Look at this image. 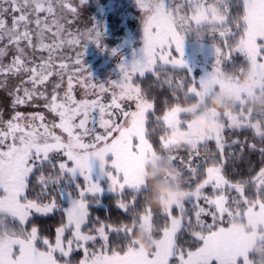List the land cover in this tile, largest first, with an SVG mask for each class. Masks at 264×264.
I'll use <instances>...</instances> for the list:
<instances>
[{"label": "snow or ice", "instance_id": "6c2138e0", "mask_svg": "<svg viewBox=\"0 0 264 264\" xmlns=\"http://www.w3.org/2000/svg\"><path fill=\"white\" fill-rule=\"evenodd\" d=\"M136 2L143 19L142 59L121 63V78L108 81L110 86L105 87L104 83H91L93 78L83 61L85 42L91 40L100 46L103 29L92 24L87 33L79 36L68 32L61 21L70 23L66 19L67 14L73 17L79 15L78 6H74L71 0H0V42L7 41L0 47V89H8L10 80L16 81L9 92L13 96L14 108L25 105L40 107L39 102L42 101L43 108L54 117L45 123L43 113L14 111L7 121L0 120L3 125L0 127V264H71L66 258L74 247L84 253L79 264H241V261L242 264H253L250 252L239 247L237 237L229 226V220L237 216L256 218L258 230L252 237L264 243V167L250 179L233 183L224 175L223 163L226 146L223 118H227L230 129H253L264 144V120L252 122L253 114L264 117V112L248 108L244 97L253 93L242 89L237 78L224 80L218 75L224 70L225 61L239 51L246 56L245 64H250L258 74L255 91L264 92V0H241L242 14L236 15L230 12L231 0H214L213 3L185 0L193 10L191 16L181 14L184 4H177L175 0ZM85 4L86 0H79V6ZM193 22L198 34L206 30L225 38L223 47L228 52L213 44L216 56L213 70L199 82L191 78L190 86H186L181 78L175 84V91H183L185 102L203 98L218 89L231 90L237 95V108L236 111L213 109L220 121L213 133L177 144L169 140L165 133L170 125H189L181 108L184 102H179L174 91L177 102L169 106L162 117H156L155 124L159 128L149 129V114L154 105L146 98L144 90L133 83V77L155 73L157 68L166 70L168 66L173 69L184 66L185 33L192 30ZM237 36L239 38L235 39ZM81 37H86L83 43ZM229 37L234 39V44L228 43ZM46 39L51 42L45 43ZM65 45L74 50L72 56L62 54ZM10 48L13 49L12 59L4 64L2 59ZM77 48L80 50L77 51ZM45 52L46 56L43 55ZM173 52L179 55L174 56ZM164 83L172 87L174 82L169 77ZM77 86L83 89L85 98H76ZM109 91L111 100L105 103L103 97ZM90 95L95 98H88ZM120 117L123 118L122 123L119 122ZM90 123L92 127L88 126ZM97 124L102 132L97 131ZM57 129L61 134H57ZM156 132L160 133L161 148L173 164L177 159L172 154L174 149L182 146L189 149L187 161L181 159L188 175L179 170L185 198L176 206L161 210L170 221L165 222L162 228L154 223V214L148 203L143 211H135L138 197L147 190V186L141 185L138 180L137 171L149 154L158 152L149 139ZM86 137H91L90 142H85ZM212 140L219 150L221 163L207 166L204 178L195 184L194 189L185 188V184L191 185L200 175V165L193 164V156L199 157L200 146H206ZM232 144L241 145L242 155L244 142L234 140ZM247 147L250 151H259L264 159V146L258 148L253 143ZM61 154L66 159L60 160L57 170L52 157ZM108 154L112 159H105ZM209 155L214 154L206 150L205 163ZM90 157L99 160L102 170L106 164L111 166L106 175L114 193L123 197L126 190L131 191V200H117L118 208L125 214L132 209L130 220L156 226L158 241L152 251H145L131 239L135 223L129 225L127 221L114 226L99 217H91L89 197L100 193L101 186L90 176ZM45 164L50 165L55 174L45 176L42 171ZM37 170H41L38 177L40 191L36 193V198L30 199V177ZM77 171L84 183L75 185L77 194L72 198L71 206L62 212L65 219L55 230L54 242L39 236L36 226L27 227L30 217L33 213L48 215L60 210L56 197L61 181H71ZM248 185L254 186L255 198L245 196ZM208 186L213 193L219 194L206 195L204 189ZM226 190L238 193L239 199L232 198L235 208L229 206ZM49 195L51 199L43 202L41 198ZM200 200L214 210L208 212L201 206ZM186 202L192 204L195 224L188 216ZM174 207L179 210L178 216L173 215ZM206 214L211 216V223L202 219ZM186 226L198 246L185 249L178 244V235ZM66 233L70 235L66 236ZM110 233L121 235L125 241L123 246L111 247ZM98 240L101 241L100 250L89 251V243L95 245ZM57 253L65 259L61 261ZM260 255L259 264H264V249H261Z\"/></svg>", "mask_w": 264, "mask_h": 264}, {"label": "trees", "instance_id": "16d2710c", "mask_svg": "<svg viewBox=\"0 0 264 264\" xmlns=\"http://www.w3.org/2000/svg\"><path fill=\"white\" fill-rule=\"evenodd\" d=\"M235 57V54H234ZM170 71V70H169ZM157 72V73H156ZM155 73H146L145 76L141 77L139 75H135L133 77V83L139 85L142 90L145 92V96L147 99H149L153 105V110L150 111L149 114V123L147 127L149 129H152L153 127L159 128V125L155 124L156 117H162L163 113L167 111L168 107L172 104L176 103L177 100L174 98V91H175V85L172 87H169L167 83H164V81L170 77V74L161 73L159 68H157ZM172 76L175 78V83H178V80H181V78L184 79V83L186 86H190L191 84V78L189 77V74L184 69L179 70H171ZM194 76H198L200 73L199 68H195L193 71ZM171 76V77H172ZM159 77V78H157ZM112 78L109 77L104 84L108 85L105 87H109L108 81ZM96 82V81H93ZM97 83V82H96ZM111 91L104 94L103 102H105V98L108 100L109 103L111 100ZM92 96V95H90ZM175 96L179 97V102H184V93L183 91H175ZM80 98V97H79ZM85 98V97H83ZM90 98V97H88ZM95 96H92L90 99H94ZM105 102V103H107ZM126 109L128 108L127 102H124ZM134 107V106H133ZM131 110V109H128ZM35 111V110H34ZM34 113V112H33ZM35 113H43L44 115L47 112H42L39 110H36ZM122 117H120L119 121L122 123ZM257 120H264V117L257 116L253 114L252 122L255 123ZM223 121L226 125L225 131L223 133L224 141H225V149H224V175L226 178H228L231 182L235 183L237 181H240L242 179H250L251 177L255 176L261 167H264V159L261 158V154L259 151H250L248 149V145L255 143L257 147L264 146V144L261 143L260 138L255 135V132L251 128H244V129H230L227 127L228 120L227 118H223ZM48 123V122H47ZM91 125V124H90ZM99 126V125H98ZM96 126V127H98ZM160 133L156 132L155 135H152L149 137L150 142L153 144L154 148L163 154H167L165 150H163L159 143V137ZM66 138V134H65ZM90 137H86L85 141L89 140ZM239 140L244 142V152L241 155L240 153V144H232V141ZM228 145H231L229 147ZM207 150L208 153L214 154L209 155L207 158V161L205 163V151ZM200 152L201 155L199 157L193 156V164H199L200 165V175L197 179H194L191 183V185L185 184V188L191 187L192 189L195 188V184L199 182V180H202L204 178L205 174V168L207 166H211L213 163H221V156L219 153V150L217 149L216 143L214 140L209 141L207 145H201L200 146ZM229 153H233V155L229 156ZM173 155L177 157V159L174 162L175 167L178 170H184V175L187 176L188 173L185 169L184 164L181 163V159H183L185 162L188 159L189 156V149L186 146H182L180 148H176L173 150ZM237 157H240L237 159ZM65 159L62 157V154L57 156L53 155V163L57 165L58 170V163L61 159ZM45 176L48 174H55L54 170L50 165L45 164L44 168L42 169ZM41 175V170H37L31 177V186H30V192H29V198L34 199L36 198V193L40 191V185L38 184V177ZM77 183H80L83 185V179L80 177H76L75 179H71V181H61V184L59 186L58 190V196L56 197L58 204L60 205V210H57L51 214L48 215H41L33 213V215L30 217V220L28 222L27 227L30 229L33 226H36L38 228V234L41 237H48L51 241L54 242L55 240V230L57 227L60 226V224L64 221L65 217L62 213L66 202L63 200L61 193L65 191L64 189L67 188L72 195H76V187L75 185ZM204 193L206 195H218L219 193H213V190L210 186L206 187L204 189ZM226 195L229 196V206L231 208H235L236 205L233 203L232 198L239 199L238 193H236L234 190H226ZM245 196L248 198H255V188L252 185H248L245 188ZM132 193L129 190H126L123 197L118 196L114 192L109 193H103L101 195H91L89 197V204L88 208L90 211V215L93 219L96 217H99L100 220L105 221L107 223H112L114 226H117L121 222H127L131 218V211L129 210V214H125L123 210L119 209L117 206V200L118 199H124L126 201L131 200ZM145 193L141 194L135 204V211L140 212L143 211L146 207L149 205L147 204V201L144 199ZM43 202H48L51 199V195L48 197H42L41 198ZM92 201H98L96 203H93ZM199 203L201 206L208 209V212L213 211V208H210L203 200H200ZM186 209H188V216L192 217L193 224H195V216L194 211L192 210V204L189 202L185 203ZM243 207V205H241ZM151 209L154 214V223L158 228H162L164 226L165 222L170 223V221H167V218L162 214L161 209L151 206ZM173 215L178 216L179 210L174 207L173 209ZM207 219H211L210 215H206ZM225 221H227V217H225ZM212 222V219H211ZM92 225H89L91 227ZM226 226V225H225ZM87 231V229H85ZM197 231L199 229H196ZM70 234L66 233V236H69ZM110 246L111 247H120L123 246L125 241L123 240L121 235H117L115 233H110ZM178 244L182 245L185 249L191 248L194 245L198 246V244L193 240L191 236V230L185 227V229L182 231L181 234L178 235ZM101 241H97L95 245H92L89 243V251L91 250H97L100 249ZM57 256L61 261H63V257H60V255ZM83 257V251L79 249H74L68 258L71 264H75L80 261V259Z\"/></svg>", "mask_w": 264, "mask_h": 264}, {"label": "clouds", "instance_id": "9594fccd", "mask_svg": "<svg viewBox=\"0 0 264 264\" xmlns=\"http://www.w3.org/2000/svg\"><path fill=\"white\" fill-rule=\"evenodd\" d=\"M224 80L237 78L242 89L252 92L244 97L249 109L264 112V92L255 91L259 77L250 64L242 63L235 68L222 70L218 73ZM185 113L188 126L170 125L165 133L166 137L183 144L209 136L219 127V118L212 111H236L237 95L231 90L218 89L213 93L197 100H188L181 105ZM137 178L141 185H146L145 197L147 203L161 210L176 206L185 198V190L179 170L173 162L161 152L149 154L141 163L137 171ZM129 225L135 223V230L131 237L135 244L145 251H152L156 247L158 237L155 225L129 220ZM233 234L237 237L239 247L250 253H260L264 243L253 239L257 232L256 218H241L239 216L229 220Z\"/></svg>", "mask_w": 264, "mask_h": 264}, {"label": "flooded vegetation", "instance_id": "af4514ba", "mask_svg": "<svg viewBox=\"0 0 264 264\" xmlns=\"http://www.w3.org/2000/svg\"><path fill=\"white\" fill-rule=\"evenodd\" d=\"M134 1L136 2V0H86V4L84 6H79V0H71L74 6H78L79 15L73 17L71 14H67L66 19L67 21H70V23L61 21L62 23H65V28L68 32L79 36L83 33H87L92 27V24H95L103 29L101 37L102 44L100 46L91 40L86 41L84 44L83 61L93 78L91 83H104L107 79H109V77L112 78L111 80L115 81V77L111 75V65L118 62L116 59L119 60L120 55L125 54L126 52H131V56L128 57H133V55L135 56L136 52L140 50V45L133 47L131 43L128 45L121 44L124 38H126L125 34H121V32H123V30L126 32V27H132L131 29L135 30L138 28V25H136V21L138 19L136 12L141 10L137 6V2L134 3ZM128 2L134 3L136 6L133 8V11L126 10L125 4H128ZM41 18L43 19V16ZM32 27L34 28L35 25H32ZM81 39L83 43L86 37H81ZM50 42V39L45 40V43ZM6 43L7 41L0 42V47H3ZM76 50L78 51L80 49L77 48ZM59 54L61 53H58V55ZM62 54L72 56L74 54V50L68 45H65L62 49ZM37 55H39V53H37ZM43 55L46 56L47 53L45 52ZM12 56L13 49L10 48L8 54L3 57L2 63H10ZM15 83L16 81L10 80V87L8 89H0V120L7 121L12 117V115H14V111H20L25 114L35 113L36 110L44 113L48 112L43 108L42 101L39 102L41 104L40 107L25 105L16 106L14 108L12 103L13 96L9 95V92L11 91V86ZM75 95L77 99H82L84 97L83 89L77 86L75 89ZM89 97L92 98V96ZM107 101L108 100L105 98V102ZM2 126L3 125L0 124V127ZM249 258L253 264H259L261 255L260 253L254 252L250 253Z\"/></svg>", "mask_w": 264, "mask_h": 264}, {"label": "rangeland", "instance_id": "374dc122", "mask_svg": "<svg viewBox=\"0 0 264 264\" xmlns=\"http://www.w3.org/2000/svg\"><path fill=\"white\" fill-rule=\"evenodd\" d=\"M175 2L177 4H184V8H183V12L181 14H187L188 16L193 15V10L192 8H190L188 6V4L185 2V0H175ZM206 3H213L214 0H205ZM134 3H136L134 1ZM134 3H130L128 2V4L126 3V10H130L133 11L134 7H136L134 5ZM242 3L241 0H231V7H230V12L232 15H236L237 13H241L242 14ZM135 12V11H134ZM136 16H137V21H136V25H138V28L135 29H131L130 27H126L127 31L121 32V34H125L126 38H124V40L122 41V45H128L131 43V45L133 47H137L140 45V50H138V52H136V55L133 57H128L131 56V52H126L125 54L120 55V59H116L118 62L114 63V65H111V75L115 77V80H118L121 78L122 76V71L119 67V65L121 63H130L133 60L136 59H142V47H143V19H142V12H136ZM135 16V17H136ZM231 26V25H230ZM233 31H235V28L233 27ZM137 38H136V37ZM239 37H235V39H238ZM224 39L225 38H221L218 33L212 34L209 31H202L199 34L196 31V26L195 23L193 22L192 24V30L188 31L185 33V39H184V45H183V51H184V60L186 61L184 66H179L177 69H173L171 66H168V68L166 70H161V73L165 74H170V77L173 75L172 72H170L171 70H179V69H184L187 71V73L189 74L190 78L195 79L197 82H199V80L203 77H205L209 72H211L213 70V65L215 63V49L213 47V44L219 45L222 47L223 51L228 52L227 48H224ZM228 43L230 44H234V39L229 37L227 38ZM117 46V45H116ZM235 54V57H234ZM173 55H179L178 53L173 52ZM111 56V55H110ZM126 60V61H125ZM246 56L244 53H240L239 51H236L232 54V57L230 60L225 61L223 67L225 70H229L232 69L235 66H238L242 63H246ZM162 63V62H161ZM113 64V63H112ZM195 68H199L200 73L198 76H194L193 74V70ZM170 70V71H169ZM157 73V72H156ZM138 75V74H137ZM173 80V85H175V81H174V77H171ZM180 81V80H178ZM135 84V83H134ZM106 85V84H105ZM137 85V84H136ZM107 86V85H106ZM134 108V107H133ZM22 110V109H21ZM46 117V121L45 123L51 121L54 117L53 114H50L49 112H47L45 114ZM58 120V119H57ZM58 123V121H56ZM120 122V121H119ZM123 122V119H122ZM37 123H39L37 121ZM91 124V123H90ZM88 125L89 127H92V125ZM99 124H97L96 126H98ZM97 131L102 132L103 130L98 127ZM57 134H61L60 130H56ZM65 136V134H64ZM66 139V138H65ZM91 137L89 140L85 141V142H90ZM66 159V158H65ZM106 160H110L112 159L111 154H108L105 157ZM90 161H91V171H90V176L92 177V179L96 182H98L101 186V192L97 193V194H93V195H101L103 193H109V192H113L110 189V181L108 176L106 175V170L109 169L111 166L106 164L105 165V169L102 170L100 167V162L97 158L94 157H90ZM69 167H71V164L69 163ZM76 177H80L83 179L82 176H80L79 172L77 171L73 176L72 179H75ZM84 183V182H83ZM61 196L63 198V200L66 202V206L64 209H67L68 207L71 206L72 203V198H74L75 196L71 194V196L69 195V191H63L61 193ZM207 215V214H206ZM206 215L202 216V219L206 222V223H211V219H207ZM70 234V233H68ZM75 249V247H74ZM100 249H97L96 251H99ZM91 251H95V250H91ZM59 255V254H58ZM84 258V253H83V257L81 259ZM80 259V260H81ZM75 264H79V262L75 263ZM242 264V261H241Z\"/></svg>", "mask_w": 264, "mask_h": 264}]
</instances>
